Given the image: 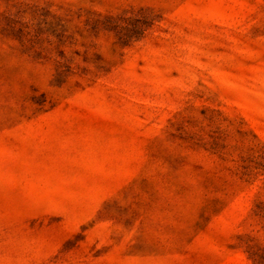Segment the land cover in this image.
Listing matches in <instances>:
<instances>
[{
    "label": "rangeland",
    "instance_id": "374dc122",
    "mask_svg": "<svg viewBox=\"0 0 264 264\" xmlns=\"http://www.w3.org/2000/svg\"><path fill=\"white\" fill-rule=\"evenodd\" d=\"M264 0H0V264H264Z\"/></svg>",
    "mask_w": 264,
    "mask_h": 264
},
{
    "label": "trees",
    "instance_id": "16d2710c",
    "mask_svg": "<svg viewBox=\"0 0 264 264\" xmlns=\"http://www.w3.org/2000/svg\"><path fill=\"white\" fill-rule=\"evenodd\" d=\"M261 259L264 261V256Z\"/></svg>",
    "mask_w": 264,
    "mask_h": 264
}]
</instances>
